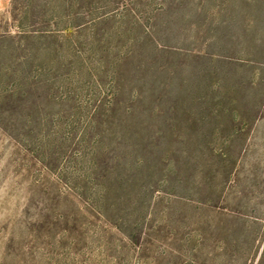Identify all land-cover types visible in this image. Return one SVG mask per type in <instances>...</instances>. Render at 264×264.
I'll list each match as a JSON object with an SVG mask.
<instances>
[{
    "label": "rangeland",
    "instance_id": "374dc122",
    "mask_svg": "<svg viewBox=\"0 0 264 264\" xmlns=\"http://www.w3.org/2000/svg\"><path fill=\"white\" fill-rule=\"evenodd\" d=\"M28 2L0 0V264H264V0L37 1L33 35Z\"/></svg>",
    "mask_w": 264,
    "mask_h": 264
},
{
    "label": "trees",
    "instance_id": "16d2710c",
    "mask_svg": "<svg viewBox=\"0 0 264 264\" xmlns=\"http://www.w3.org/2000/svg\"><path fill=\"white\" fill-rule=\"evenodd\" d=\"M28 1H29L28 2L29 4L26 5L28 8H25V10H24V14L25 15L22 18H20V19L18 17H15V16L13 18H14V21L16 22V28L18 30H20V32H25L28 35H33V33H39L41 31H43L42 28H45V27H42V25H40V27L37 26V28H35L34 27V23H32L30 25H26L25 22H26V19L28 18L27 17L28 10L30 12L33 11L36 8V7L35 8L33 7V3L37 2V1H40L41 4H40V6L38 8L39 9L38 11L40 13H43V14L46 15V13H49L51 10H54V12L56 10H59L58 6H54V5H57L58 0H28ZM52 1H53L54 5H51ZM75 1H76L77 5H76V8L73 10V15L79 16V15L82 14L80 5L82 4L83 0H75ZM224 193H225V191L221 195H217L215 197L214 201L213 202L210 201V203L208 204L211 207L216 208V210H217L216 214L218 216V219H219L220 223H222V224L224 222L231 221L232 219L235 218V217H233L230 214V213H232V211L229 209V207H227L225 205V201L224 200H225V194L226 193L225 194ZM224 243H229V242L225 240ZM222 250H223V252H228V247L226 246V248L225 249L222 248Z\"/></svg>",
    "mask_w": 264,
    "mask_h": 264
}]
</instances>
